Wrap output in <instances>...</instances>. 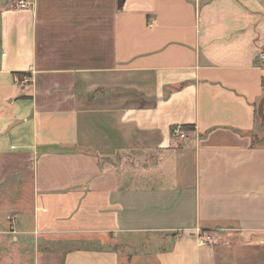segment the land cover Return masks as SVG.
<instances>
[{"label":"crops","instance_id":"1","mask_svg":"<svg viewBox=\"0 0 264 264\" xmlns=\"http://www.w3.org/2000/svg\"><path fill=\"white\" fill-rule=\"evenodd\" d=\"M14 1L0 264H264V0Z\"/></svg>","mask_w":264,"mask_h":264},{"label":"built area","instance_id":"2","mask_svg":"<svg viewBox=\"0 0 264 264\" xmlns=\"http://www.w3.org/2000/svg\"><path fill=\"white\" fill-rule=\"evenodd\" d=\"M29 1L30 0H15L14 2L16 3V7L25 9L30 5ZM258 57L262 62H264V50L260 51ZM175 133L178 134L180 138H184L186 131L182 127H177V129H175ZM199 242L203 244L204 241L201 238Z\"/></svg>","mask_w":264,"mask_h":264},{"label":"trees","instance_id":"3","mask_svg":"<svg viewBox=\"0 0 264 264\" xmlns=\"http://www.w3.org/2000/svg\"><path fill=\"white\" fill-rule=\"evenodd\" d=\"M264 103V98L262 99V101L258 104L257 107V115L259 116V118L261 119L262 123H264V113L262 110V105Z\"/></svg>","mask_w":264,"mask_h":264},{"label":"rangeland","instance_id":"4","mask_svg":"<svg viewBox=\"0 0 264 264\" xmlns=\"http://www.w3.org/2000/svg\"><path fill=\"white\" fill-rule=\"evenodd\" d=\"M9 219H11V217H10ZM4 249H6V248H4V246L1 245L0 250L3 252ZM5 258H6V257H5L4 255H0V260H1L2 262H5V261H6ZM7 258L10 259L11 256H7ZM8 262H10V261H8Z\"/></svg>","mask_w":264,"mask_h":264}]
</instances>
